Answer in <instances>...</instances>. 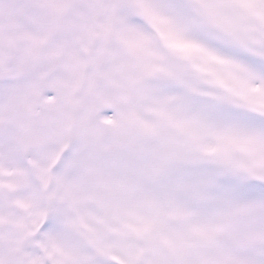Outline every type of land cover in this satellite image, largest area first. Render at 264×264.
<instances>
[{
	"label": "snow or ice",
	"instance_id": "snow-or-ice-1",
	"mask_svg": "<svg viewBox=\"0 0 264 264\" xmlns=\"http://www.w3.org/2000/svg\"><path fill=\"white\" fill-rule=\"evenodd\" d=\"M0 264H264V0H0Z\"/></svg>",
	"mask_w": 264,
	"mask_h": 264
}]
</instances>
